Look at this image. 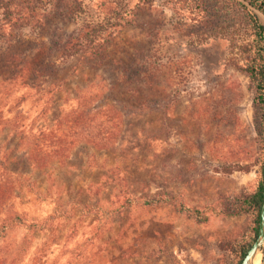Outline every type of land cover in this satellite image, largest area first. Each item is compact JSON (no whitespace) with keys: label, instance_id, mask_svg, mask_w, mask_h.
<instances>
[{"label":"rangeland","instance_id":"1","mask_svg":"<svg viewBox=\"0 0 264 264\" xmlns=\"http://www.w3.org/2000/svg\"><path fill=\"white\" fill-rule=\"evenodd\" d=\"M139 1L40 0L15 39L0 27V183L13 185L0 264L20 247L16 264L233 261L220 244L246 235L250 214L232 205L254 188L261 156L242 71L253 37L238 13L203 24L176 0ZM93 26L99 54L63 56ZM81 109L87 137L56 127ZM121 189L129 207L86 208ZM13 215L24 224L5 227Z\"/></svg>","mask_w":264,"mask_h":264},{"label":"trees","instance_id":"2","mask_svg":"<svg viewBox=\"0 0 264 264\" xmlns=\"http://www.w3.org/2000/svg\"><path fill=\"white\" fill-rule=\"evenodd\" d=\"M40 0H0V27L4 28L5 33L13 31L10 33V38L15 39V31L16 29L21 28L23 25L22 22H27L28 19L32 17V9L35 6L36 2ZM122 1V0H121ZM152 0H140V4H148ZM180 5L187 4L189 11L188 14L191 19L197 20L200 23L205 24V22L209 21H217L215 19H225L227 20L232 16L233 13H238L245 18L248 24V29L250 35L253 37L254 44L246 50V54L244 57V66L242 67V71L248 78V83L250 89L253 93V109L254 114L257 117V135L260 143L261 156L258 162L257 169V180L255 182L254 188L247 194H243L240 199L236 200V202L232 205L233 213L239 212H247L250 214V223L248 225L246 235L241 236L238 239H233L231 242H224L220 244V247L225 246L228 252L232 255L233 261L229 264H239L242 257L244 256L247 248L254 241L257 233V222L259 216V210L262 200L261 195V183L262 177L264 174V27L258 21L257 16L251 10L255 9L260 12L264 16V2L263 0H176ZM79 3V2H78ZM76 3L73 9L66 8L63 11L64 16H72L74 11L80 10L81 5ZM172 4L175 6L174 0ZM139 4L137 3L136 6ZM214 18V19H213ZM204 21V22H203ZM217 23V22H216ZM97 30L96 26L90 28V33L80 32V35L77 34L73 42L68 43V47L64 49L63 56H72L78 55L81 57H86L87 59H91L94 56L99 54L100 46H101V37L95 34ZM78 32V33H79ZM106 41V38L103 40ZM104 42L102 43V45ZM66 46V43L64 47ZM99 46V47H98ZM252 47V48H251ZM15 56V55H14ZM11 58L12 61H19L22 64H25L26 58L23 55V62L20 56ZM26 69V67H25ZM32 69H28L30 72ZM32 72H36L32 70ZM77 113H72L67 118L58 121L55 125L56 127H60L61 125H67L68 128L76 127L78 129L76 132L71 131V134L78 135L82 134L86 137L88 136L86 133V127H90L88 124V120L85 117L86 113L84 110H78ZM82 118L85 119V122L82 121ZM99 125H96V130ZM91 143V142H90ZM63 150H61L62 152ZM55 155L60 156V151L57 149L53 152H44L42 151V158L39 157L34 160L35 156L32 157V161L35 165L41 164L42 166L46 165V163L53 158ZM12 183L9 181H3L0 183V203L6 197L8 191L12 187ZM28 189H32V183H28L26 185ZM97 187L88 188L89 197L96 196ZM118 195L113 196L111 199L107 201L95 200L96 204H88L86 208H100L106 209L109 208L111 211H118L123 208H127L132 203H134V199H130L128 197H124L126 191H117ZM127 193V192H126ZM159 199V198H157ZM153 201V199H151ZM164 200V199H163ZM239 202V203H238ZM231 209V207H229ZM99 209V210H100ZM7 227L8 225H23L24 219L17 215H13L5 218ZM31 226V222L28 224ZM22 246V245H21ZM23 253L22 247L18 250L16 249L15 255H12L9 260V264H16L20 261V254Z\"/></svg>","mask_w":264,"mask_h":264},{"label":"water","instance_id":"3","mask_svg":"<svg viewBox=\"0 0 264 264\" xmlns=\"http://www.w3.org/2000/svg\"><path fill=\"white\" fill-rule=\"evenodd\" d=\"M261 195L262 200L257 222L256 237L254 241L250 244V246L247 248L239 264H252L253 257L264 252V174L261 183Z\"/></svg>","mask_w":264,"mask_h":264},{"label":"bare ground","instance_id":"4","mask_svg":"<svg viewBox=\"0 0 264 264\" xmlns=\"http://www.w3.org/2000/svg\"><path fill=\"white\" fill-rule=\"evenodd\" d=\"M255 257H257V255H255V256L253 257V259H255ZM253 259H252V260H253Z\"/></svg>","mask_w":264,"mask_h":264}]
</instances>
